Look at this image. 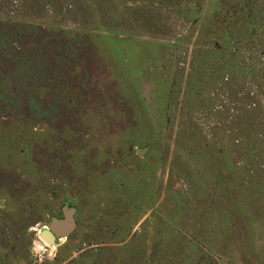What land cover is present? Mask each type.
<instances>
[{
    "label": "rangeland",
    "instance_id": "1",
    "mask_svg": "<svg viewBox=\"0 0 264 264\" xmlns=\"http://www.w3.org/2000/svg\"><path fill=\"white\" fill-rule=\"evenodd\" d=\"M0 264H264V0H0Z\"/></svg>",
    "mask_w": 264,
    "mask_h": 264
},
{
    "label": "water",
    "instance_id": "2",
    "mask_svg": "<svg viewBox=\"0 0 264 264\" xmlns=\"http://www.w3.org/2000/svg\"><path fill=\"white\" fill-rule=\"evenodd\" d=\"M142 153V150L139 151ZM75 210L65 207L62 219H52L49 228L40 230V239L52 246L57 239H67L76 230L77 223L74 218Z\"/></svg>",
    "mask_w": 264,
    "mask_h": 264
}]
</instances>
